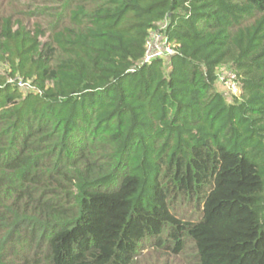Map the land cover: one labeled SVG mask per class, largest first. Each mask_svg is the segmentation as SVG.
<instances>
[{"label":"trees","instance_id":"obj_1","mask_svg":"<svg viewBox=\"0 0 264 264\" xmlns=\"http://www.w3.org/2000/svg\"><path fill=\"white\" fill-rule=\"evenodd\" d=\"M0 65V264H264V0H0Z\"/></svg>","mask_w":264,"mask_h":264},{"label":"built area","instance_id":"obj_2","mask_svg":"<svg viewBox=\"0 0 264 264\" xmlns=\"http://www.w3.org/2000/svg\"><path fill=\"white\" fill-rule=\"evenodd\" d=\"M167 27L168 21H164L150 33L146 42L144 63H151L156 59L166 60L178 52L180 45L170 40L166 33ZM219 82L229 94L237 98L241 96L242 91L233 72H222Z\"/></svg>","mask_w":264,"mask_h":264},{"label":"rangeland","instance_id":"obj_3","mask_svg":"<svg viewBox=\"0 0 264 264\" xmlns=\"http://www.w3.org/2000/svg\"><path fill=\"white\" fill-rule=\"evenodd\" d=\"M30 4V3H29ZM25 9V8H24ZM6 68L0 65V73L4 74L3 72H5ZM23 88H28V85L22 84L21 85ZM196 214H198V212L196 211V208L194 206H191L189 208H186L184 210H181V213L186 217V218H190V220H195L196 218ZM193 256L194 255V251H193V245L190 244V250L187 251L186 253V257L187 256ZM140 264H157V262H159L160 264H163L165 262L164 258H159L158 254L156 252H151L150 249L144 250L142 253V257L139 259L138 261ZM169 264H187L186 263V259L185 257L181 256V257H176V258H172L170 261H168Z\"/></svg>","mask_w":264,"mask_h":264}]
</instances>
